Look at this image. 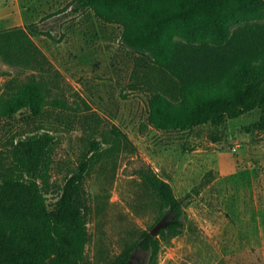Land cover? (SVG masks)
I'll return each instance as SVG.
<instances>
[{
  "label": "rangeland",
  "instance_id": "374dc122",
  "mask_svg": "<svg viewBox=\"0 0 264 264\" xmlns=\"http://www.w3.org/2000/svg\"><path fill=\"white\" fill-rule=\"evenodd\" d=\"M15 26L28 27L46 58L33 67L7 62L0 51V92L35 73L51 102L38 114L24 108L0 116V174L11 166L19 137L51 131L52 207L71 168L100 141L102 158L83 184L92 235L86 252L94 264L113 260L158 224V202L137 173L147 163L179 196L207 179L187 203L183 232L164 241L156 264H264V132L252 128L260 109L219 126L155 128L147 92L135 87V53L122 44L121 25L102 21L92 8L75 10L73 0H0V29ZM148 256L138 250L131 264H146Z\"/></svg>",
  "mask_w": 264,
  "mask_h": 264
},
{
  "label": "trees",
  "instance_id": "16d2710c",
  "mask_svg": "<svg viewBox=\"0 0 264 264\" xmlns=\"http://www.w3.org/2000/svg\"><path fill=\"white\" fill-rule=\"evenodd\" d=\"M75 10L92 8L104 22L122 26L121 42L135 53V87L147 92L148 123L162 130L189 131L222 125L254 109L253 124L264 132V0H73ZM243 25L232 29L234 24ZM53 37L50 31H41ZM5 61L41 66L46 58L26 26L0 29ZM49 89L35 73L13 79L0 92V116L19 110L40 113ZM118 131V130H117ZM56 136L49 130L18 138L12 164L0 174V264H94L87 255L92 240L83 200L84 180L102 158L93 141L71 168L50 207L52 155ZM158 202L157 223L170 221L138 238L105 264H131L138 250L156 264L165 240L183 232L186 207L206 185L179 196L171 181L151 164L137 169ZM207 178V177H206ZM210 180V179H208ZM155 225V224H154Z\"/></svg>",
  "mask_w": 264,
  "mask_h": 264
},
{
  "label": "water",
  "instance_id": "95a60500",
  "mask_svg": "<svg viewBox=\"0 0 264 264\" xmlns=\"http://www.w3.org/2000/svg\"><path fill=\"white\" fill-rule=\"evenodd\" d=\"M170 220L162 219L154 228H152V233L157 234L159 229L165 226Z\"/></svg>",
  "mask_w": 264,
  "mask_h": 264
}]
</instances>
